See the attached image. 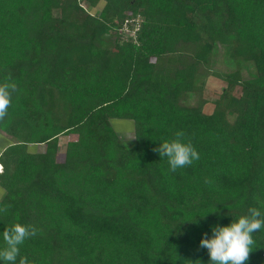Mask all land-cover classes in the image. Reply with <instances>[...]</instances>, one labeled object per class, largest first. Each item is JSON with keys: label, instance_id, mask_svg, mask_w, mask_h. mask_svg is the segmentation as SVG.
<instances>
[{"label": "trees", "instance_id": "obj_1", "mask_svg": "<svg viewBox=\"0 0 264 264\" xmlns=\"http://www.w3.org/2000/svg\"><path fill=\"white\" fill-rule=\"evenodd\" d=\"M216 44L255 73L212 72L226 89L205 114L195 81ZM3 82L0 233L36 229L17 264H206L210 225L264 210V0H0ZM178 131L199 159L172 172L153 149ZM253 239L245 264H264Z\"/></svg>", "mask_w": 264, "mask_h": 264}, {"label": "clouds", "instance_id": "obj_2", "mask_svg": "<svg viewBox=\"0 0 264 264\" xmlns=\"http://www.w3.org/2000/svg\"><path fill=\"white\" fill-rule=\"evenodd\" d=\"M15 91V83H0V119H4L7 115L12 93ZM183 135L178 131L174 134V138L159 142L153 149L160 159H166L172 172L191 165L193 161L199 159L198 152L191 142L183 139ZM0 170L2 171L1 166ZM182 222H178L177 225ZM191 222H195V219ZM262 229H264V210L251 206L244 214L232 218L226 225H210L211 234H203L199 241L200 246L207 250L206 264H245L249 252L254 248L253 234ZM35 235L36 229L33 226L19 222L3 230L0 233V239L3 241V246H0V264H17L20 246L29 237ZM18 264H29V261L26 257H20ZM193 264H201V261L197 259Z\"/></svg>", "mask_w": 264, "mask_h": 264}, {"label": "rangeland", "instance_id": "obj_3", "mask_svg": "<svg viewBox=\"0 0 264 264\" xmlns=\"http://www.w3.org/2000/svg\"><path fill=\"white\" fill-rule=\"evenodd\" d=\"M82 6L87 9L86 4L82 3ZM102 7V3H100L95 9L88 10L90 14H95ZM128 34L126 31L123 32L125 35ZM129 35V34H128ZM108 41L107 44L111 46L113 43L114 37L106 36ZM110 39V40H109ZM230 48L222 45H215L214 50L211 56V62L209 70H205L203 68L200 69L198 76L196 77V87H200L202 89L201 96L207 102L203 108V113L210 114L213 110V101L221 94L223 90L226 89V84L214 78L212 76V72L220 73V74H230L234 71H239L240 76L243 80L249 79L255 73L253 66L251 63H244L240 61H233L229 57ZM232 94L236 97L239 96V89L236 88ZM198 101L197 94H191L187 104L189 106H195ZM112 128L116 132L117 136L124 142H129L133 140V126L129 121H112ZM70 136H61L58 138V154L57 159L61 161L64 156L65 148L67 142L71 141ZM10 143V139L0 132V149L6 147ZM43 148L39 147V151H42ZM1 171V170H0ZM2 190L0 189V198L2 196Z\"/></svg>", "mask_w": 264, "mask_h": 264}, {"label": "built area", "instance_id": "obj_4", "mask_svg": "<svg viewBox=\"0 0 264 264\" xmlns=\"http://www.w3.org/2000/svg\"><path fill=\"white\" fill-rule=\"evenodd\" d=\"M127 23H128V21H125V22H124V24H123V28H122V31H123V32L126 31V32L129 34V35H128V34L125 33V35H127V36H132L134 33H133V32H130V31L127 30V27H126Z\"/></svg>", "mask_w": 264, "mask_h": 264}, {"label": "crops", "instance_id": "obj_5", "mask_svg": "<svg viewBox=\"0 0 264 264\" xmlns=\"http://www.w3.org/2000/svg\"><path fill=\"white\" fill-rule=\"evenodd\" d=\"M11 143V142H10ZM10 144H8L7 146H9ZM6 146V147H7ZM6 147H3L2 149H0V154H1V152L6 148Z\"/></svg>", "mask_w": 264, "mask_h": 264}]
</instances>
